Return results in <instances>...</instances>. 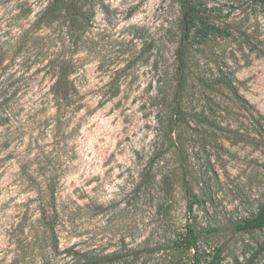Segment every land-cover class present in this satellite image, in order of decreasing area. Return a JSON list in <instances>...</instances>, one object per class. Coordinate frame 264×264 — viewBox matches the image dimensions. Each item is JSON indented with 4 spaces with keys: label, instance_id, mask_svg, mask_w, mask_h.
Listing matches in <instances>:
<instances>
[{
    "label": "rangeland",
    "instance_id": "374dc122",
    "mask_svg": "<svg viewBox=\"0 0 264 264\" xmlns=\"http://www.w3.org/2000/svg\"><path fill=\"white\" fill-rule=\"evenodd\" d=\"M47 1L0 0V264L54 256L22 251L46 186L60 248L121 256L111 264H264V229L236 227L264 204V12L249 0H86L71 45L58 27L27 33ZM193 4L211 32L187 46L175 112ZM65 58L73 96L59 116L50 66ZM218 71L246 104L201 90ZM188 225L196 249L176 248Z\"/></svg>",
    "mask_w": 264,
    "mask_h": 264
},
{
    "label": "trees",
    "instance_id": "16d2710c",
    "mask_svg": "<svg viewBox=\"0 0 264 264\" xmlns=\"http://www.w3.org/2000/svg\"><path fill=\"white\" fill-rule=\"evenodd\" d=\"M251 4L258 6L264 12V0H249ZM85 6L86 0H49L45 7L37 14L34 21L26 30L30 37H39V33L44 32L50 27H58L61 29L63 35L71 42L72 45V30L74 33L83 30L86 26ZM210 27L203 21L202 16L195 4L189 6L182 13L180 23L181 39L178 43L176 50V70L174 75V96L173 105L175 112L179 108L180 99L187 86V69L185 65L186 49L188 44H196L198 47L205 45L208 36L210 35ZM2 57H0V66L2 64ZM52 77L54 81L50 87V94L55 106L56 114L62 113L72 104V59L65 58L51 64ZM216 83L209 82L206 85L211 89H201L209 93L215 92L219 89H212L215 86L221 87L228 91L236 102L246 104V101L237 95L236 87L233 85L234 77L232 73H225L218 71L215 78ZM214 80V81H215ZM213 81V82H214ZM207 100V98H206ZM211 99H208V102ZM37 205V216L33 219L27 218L26 220V236L29 241H25L24 255L34 252L33 248L38 245V251H44L47 248L48 252L53 253V257L46 258V263L50 264L52 258L59 257V264H111L113 260L121 258L118 255L111 256H98L92 255L88 252L77 251L73 247L60 248L57 227H58V214L53 198V188L45 187L44 197ZM49 197V199H48ZM238 231H255L264 229V204L258 207L255 215L250 218L244 219L237 224ZM41 242H37V238ZM34 239V241H32ZM43 241V242H42ZM197 237L193 230L187 226L185 233L178 241L174 242L176 248H183L185 250L196 249ZM40 243V244H39ZM22 246V247H23ZM49 249V250H48ZM264 250V249H263ZM18 255V257H22ZM24 258V256H23ZM211 264H215L212 262Z\"/></svg>",
    "mask_w": 264,
    "mask_h": 264
}]
</instances>
